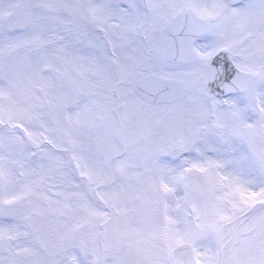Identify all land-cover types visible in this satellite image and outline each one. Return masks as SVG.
Wrapping results in <instances>:
<instances>
[{
  "label": "snow or ice",
  "instance_id": "1",
  "mask_svg": "<svg viewBox=\"0 0 264 264\" xmlns=\"http://www.w3.org/2000/svg\"><path fill=\"white\" fill-rule=\"evenodd\" d=\"M0 264H264V0H0Z\"/></svg>",
  "mask_w": 264,
  "mask_h": 264
}]
</instances>
